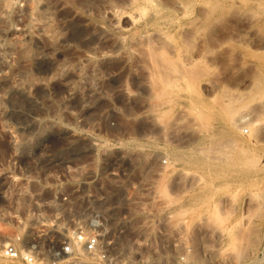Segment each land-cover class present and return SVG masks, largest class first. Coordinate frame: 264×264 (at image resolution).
Instances as JSON below:
<instances>
[{
  "label": "rangeland",
  "instance_id": "1",
  "mask_svg": "<svg viewBox=\"0 0 264 264\" xmlns=\"http://www.w3.org/2000/svg\"><path fill=\"white\" fill-rule=\"evenodd\" d=\"M178 1L0 0V248L52 250L90 214L57 198L75 163L132 175L166 159L160 207L177 238L115 252L118 263L264 264V27L246 9L205 18L211 0ZM105 206L113 221L123 210ZM128 235L117 245L134 247Z\"/></svg>",
  "mask_w": 264,
  "mask_h": 264
},
{
  "label": "built area",
  "instance_id": "2",
  "mask_svg": "<svg viewBox=\"0 0 264 264\" xmlns=\"http://www.w3.org/2000/svg\"><path fill=\"white\" fill-rule=\"evenodd\" d=\"M162 162L164 164H137L133 167L132 175H126L120 167L104 162H86L80 166L75 163L72 171L76 175L61 181L57 198L65 204L87 202L92 205L90 214L82 222L77 221L59 246L52 250L38 253L34 247L7 242L0 248L1 255L19 264H81V257L87 255L92 258V264H127L118 263L117 255L113 253L129 249H171L177 238V229L163 222H171L173 213L170 208L161 210L160 207L164 200L161 179L169 172L166 159H162ZM78 167L80 169L76 170ZM98 182L101 184L96 187ZM107 182L116 183L115 200L112 199L114 193L104 189ZM112 202L123 204L120 216L114 221L106 213L108 206L104 209L94 208V205ZM127 233L130 236L123 241H131L134 247L118 246L120 235Z\"/></svg>",
  "mask_w": 264,
  "mask_h": 264
},
{
  "label": "bare ground",
  "instance_id": "3",
  "mask_svg": "<svg viewBox=\"0 0 264 264\" xmlns=\"http://www.w3.org/2000/svg\"><path fill=\"white\" fill-rule=\"evenodd\" d=\"M194 2V0H179L178 1V6H179V8L180 9H182V10H186V9H188L189 8V6L192 4ZM133 3V2H132ZM136 3V2H135ZM142 3V2H141ZM145 4V3H144ZM166 4V3H165ZM137 5H138V3H137ZM177 5V4H176ZM147 6V5H146ZM207 6V7H206ZM205 7H206V10H205V12H204V14H203V17H205V18H208L209 16H211L214 12H216V11H219V10H224V9H229V10H231L232 8H234V7H236L237 8V10L240 8V9H246L247 10V16H246V19L248 20V22H250L251 24H254V25H257L256 27H264V0H211V1H209V2H207V5H206ZM177 7V6H176ZM231 8V9H230ZM151 9V8H150ZM239 9V10H240ZM146 10V9H145ZM245 10V11H246ZM108 11H109V9H108ZM154 11V10H153ZM234 11H235V9H234ZM234 11H232V12H234ZM244 12V11H243ZM243 12H242V14H243ZM110 15H111V17L114 19V22L116 23V24H120V21H121V19L123 18V15H122V13L121 14H117L113 9L112 10H110V13H109ZM216 14V13H215ZM238 14V13H237ZM227 15V14H226ZM133 16V15H132ZM137 16V15H136ZM221 16V15H220ZM127 17V16H126ZM202 17V16H201ZM219 17V16H218ZM243 17V16H242ZM194 19V18H193ZM197 19V18H196ZM195 19V20H196ZM201 19V18H200ZM215 19V18H214ZM213 19V20H214ZM220 19H221V17H220ZM139 20V19H138ZM131 22H132V20H131ZM193 22H195V21H193ZM200 22H202V21H200ZM188 23V22H187ZM196 23V22H195ZM249 23V24H250ZM210 24V23H209ZM135 25V24H134ZM184 25V24H183ZM154 28V27H153ZM183 28V27H182ZM127 29H129V28H127ZM134 29V28H133ZM191 29H193V28H191ZM261 29V28H260ZM159 30V29H158ZM161 31H162V29H160ZM255 30H256V28H255ZM258 30V29H257ZM198 31V30H197ZM156 32H157V30H156ZM181 32V31H180ZM201 32V31H200ZM254 32V31H253ZM190 33H192L191 32V30H190ZM190 33H188V34H190ZM166 34V33H165ZM187 34V33H186ZM185 34V35H186ZM259 34V33H258ZM179 35V34H178ZM183 35V34H182ZM189 36V35H188ZM156 37V36H155ZM162 37V36H161ZM184 37V36H183ZM150 38H153V37H150ZM255 38V37H254ZM181 40H182V38H180ZM121 40V39H120ZM120 40H118L119 42H120ZM188 39H186V41H187ZM166 40L164 39V41L163 42H165ZM168 42V41H167ZM182 42V41H181ZM191 42V41H190ZM257 42V41H256ZM120 43H122V40H121V42ZM187 44V48H189V47H191V46H193L194 45V42H193V45H191V46H189L188 45V43H186ZM258 44V43H257ZM256 46V45H255ZM182 47V46H181ZM196 47V46H195ZM261 47V46H260ZM262 48H264V47H262ZM173 49V48H172ZM192 49V48H191ZM153 50V49H152ZM183 52H184V50H182ZM188 51H190V49L188 50ZM261 51V50H260ZM153 52V51H152ZM174 52V51H173ZM177 52V51H176ZM252 52V51H251ZM154 54V53H153ZM177 54V53H176ZM201 54V53H200ZM255 56H256V58H257V60L259 59V63H260V66L261 67H264V51H262V52H256L255 53ZM170 64H174V63H172V62H170ZM257 64V63H256ZM255 65V64H254ZM171 66V65H170ZM173 66V65H172ZM184 66V65H183ZM193 66V65H192ZM258 66V65H257ZM256 66V67H257ZM184 67H186V66H184ZM193 67H195V66H193ZM198 67V66H197ZM192 68V67H191ZM258 68V67H257ZM260 68V67H259ZM189 69H190V67H189ZM196 69V68H195ZM195 69H193V71L195 70ZM262 69H264V68H262ZM196 70H198V69H196ZM195 70V71H196ZM259 71L261 72V69H259ZM258 71V72H259ZM195 73L196 72H193V76L195 75ZM199 73V72H198ZM190 74V73H189ZM255 75V74H254ZM262 75H264V72H262V73H260L258 76H256V78H255V80H254V90H255V93H258L260 90H261V86H262V82H264V79H262V78H264V77H262ZM193 79V78H192ZM191 80V79H190ZM189 86H191V85H189ZM192 86H194V85H192ZM193 91H194V88H193ZM169 93V92H168ZM242 93V92H241ZM159 94V93H158ZM229 94V93H228ZM161 95V94H160ZM194 95V94H193ZM243 95V94H242ZM249 95V94H248ZM233 96V95H232ZM253 96H254V94H253ZM258 96V95H257ZM258 99V98H257ZM229 100V99H228ZM231 101V100H230ZM230 101H229V104H232V103H230ZM236 101V100H235ZM262 105L260 106L261 107V109H264V103H261ZM227 104H225L224 105V107L226 106ZM257 109V108H256ZM261 112V111H260ZM260 114V113H259ZM245 115V114H244ZM236 118H243V114L241 115H239L238 117H236ZM235 121H236V119H235ZM238 121H240V120H238ZM242 122V121H241ZM258 123V122H257ZM253 124V123H252ZM259 126V125H258ZM256 130L257 129H259L258 127L257 128H255ZM212 219V218H211ZM214 219V218H213ZM216 219V218H215ZM213 221V220H212ZM210 222H211V220H210ZM29 248H33L34 247V245L32 244V245H29L28 246Z\"/></svg>",
  "mask_w": 264,
  "mask_h": 264
}]
</instances>
